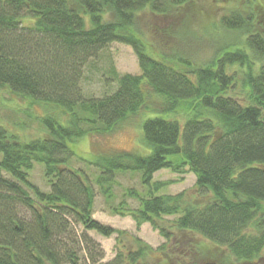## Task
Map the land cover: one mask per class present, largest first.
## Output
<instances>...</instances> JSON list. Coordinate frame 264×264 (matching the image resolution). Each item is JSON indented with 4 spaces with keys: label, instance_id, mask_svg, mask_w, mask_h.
Returning a JSON list of instances; mask_svg holds the SVG:
<instances>
[{
    "label": "trees",
    "instance_id": "1",
    "mask_svg": "<svg viewBox=\"0 0 264 264\" xmlns=\"http://www.w3.org/2000/svg\"><path fill=\"white\" fill-rule=\"evenodd\" d=\"M189 1L0 0V89L50 110L40 118V138L22 140L0 125V264H144L157 253L164 259L159 257L158 264H187L171 247L152 249L93 220V188L82 171L69 166L74 157L69 144L86 135H108L139 112L156 115L142 123L149 153L112 151L89 163L99 171L95 181L103 196H110L122 172L140 171L141 183L149 188L146 198L129 190L126 195L138 207L122 201L115 214L130 217L136 229L148 224L167 243L173 237L174 248L183 242L197 245L190 238L214 243L224 258L206 264L260 259L264 0H247L222 14L213 30L228 41L200 63L180 49L184 35L162 31L164 37L179 39L171 47L167 41L148 44L140 31L143 15L165 17ZM25 19L30 24H23ZM112 44L131 48L139 74L114 75L112 92L86 97L80 87L83 68ZM49 107L60 109L65 122ZM36 164L43 168L48 191L30 180ZM162 169L193 174V192L155 195L168 185L152 183ZM166 217L174 219L168 223ZM86 231L116 235L117 244L126 239L135 249L119 251L103 263L100 244Z\"/></svg>",
    "mask_w": 264,
    "mask_h": 264
},
{
    "label": "rangeland",
    "instance_id": "2",
    "mask_svg": "<svg viewBox=\"0 0 264 264\" xmlns=\"http://www.w3.org/2000/svg\"><path fill=\"white\" fill-rule=\"evenodd\" d=\"M247 0H191L182 9H172L165 17H152L143 15L140 19V31L144 41L148 44L159 41L166 42L171 47L177 46L178 40H172L164 37L162 31L171 30L172 35L180 33L184 35V43L179 47L186 52H190L194 62L200 63L210 58L216 49V45L223 41H228V36L223 32L213 30L214 23L218 18L228 11L241 8ZM179 10V11H178ZM23 24H30L28 19L23 20ZM214 31V32H212ZM159 47L156 43H154ZM164 50L168 48L164 47ZM190 55V56H191ZM264 63V59L262 61ZM139 74V68L131 48L121 44H112L98 53L95 58L90 59L83 68V75L80 82L82 93L86 97H101L109 94L116 88L114 75ZM53 109V113L65 122L60 109ZM50 110L41 104H33L12 94L7 88L0 89V125L8 131L15 133L22 140H32L40 138L44 130L40 124V118L49 113ZM151 112H139L137 115L129 117L110 134L103 136L86 135L78 141L69 144L74 153L71 159L70 167L80 170L88 179L89 184L94 191V200L92 207V219L102 225L109 226L127 234L128 238L135 237L152 249L161 245L165 248H172L175 255L184 256L187 264H206L213 259L222 260L224 253H221L214 244H208L200 239L190 238L193 244L197 243L199 247L190 246L188 242L181 243L180 247L176 240L171 237L167 243L156 231L148 224H143L139 229L132 219L128 216L115 214L114 209L123 201L130 208H137L138 201L128 197L126 193L129 190H135L141 198H146L149 194V188L141 183L140 171L117 173L114 183L111 185L110 196L106 197L99 191L96 184L98 169L89 163L96 161L97 156L112 151H127L145 156L149 150L142 143V123L148 117H154ZM168 117V116H165ZM170 118L172 116H169ZM31 182L43 191H48L49 187L45 183L43 168L41 165H34L30 172ZM162 181L168 183L163 186L155 195H173L179 192L191 194L195 186V177L191 173L177 175L168 169H162L154 173L152 183ZM174 217H166L165 221L170 223ZM168 223H166L168 225ZM76 228V227H75ZM80 234L82 229L77 228ZM87 235L100 244L103 251L101 262L107 263L114 259L119 251H133L135 247H130L126 239H121L117 244L116 235L103 237L93 231H86ZM122 242V243H121ZM121 245H125L123 248ZM201 245V246H200ZM80 247L85 248L80 244ZM188 251V252H187ZM82 257V254H80ZM159 253L151 254L144 260V264H158ZM161 258V257H160ZM179 258H176L178 260ZM183 260V259H182ZM164 262V259H159ZM230 264L237 263L230 259ZM142 264L143 262L140 261ZM251 264H264V250L260 259Z\"/></svg>",
    "mask_w": 264,
    "mask_h": 264
}]
</instances>
